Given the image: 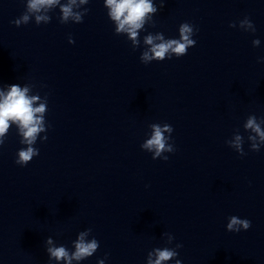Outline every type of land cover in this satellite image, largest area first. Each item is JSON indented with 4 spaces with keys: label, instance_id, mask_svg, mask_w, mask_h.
Masks as SVG:
<instances>
[{
    "label": "clouds",
    "instance_id": "1",
    "mask_svg": "<svg viewBox=\"0 0 264 264\" xmlns=\"http://www.w3.org/2000/svg\"><path fill=\"white\" fill-rule=\"evenodd\" d=\"M165 0H160L161 7L164 6ZM89 0H26L24 13L12 23L17 27L28 24L34 17L37 25L47 24L51 21L49 14L52 10L59 8L60 15L58 17L61 24L68 22L82 23L84 16L89 9L84 8L82 11H77L80 5H87ZM104 7L107 9V15L115 26L117 35L126 34L127 38L132 41L133 46H138L140 30L145 28V25L152 20V16L158 12V8L152 0H104ZM240 28L245 31L251 30L255 32V26L248 17L239 21ZM233 22L229 27H236ZM194 26L188 22L180 24L178 32L179 38L165 39L162 33L156 35L148 34L144 37L143 43L149 47L140 55V60L144 64H149L152 61H163L171 59L173 56L179 58L187 54L190 47H194L196 41L193 39L195 32ZM159 41V42H157ZM69 43H74V40L69 36ZM253 46L260 44L259 39L253 40ZM135 50L136 47H133ZM29 87H21L18 84H13L9 89L0 91V146L5 142L7 134L12 124L18 128V134L22 137L20 143L26 147L21 148L17 153L16 164L26 166L32 159L39 155V149L34 147L38 138L46 140L47 136H40L41 133L47 131L45 114L47 112V101L37 105L40 99L39 95H29ZM264 116L257 117L249 115L246 122L243 124L245 131L250 132L247 139L252 141L250 150L259 151L264 145ZM151 127V137L147 139L141 148L152 153V158L168 160L165 153H172L175 148L170 143L171 133L173 128L165 123H153ZM167 133V135H166ZM225 143L234 149L240 155H245L243 144L244 137L236 134L234 139L226 140ZM251 227V221L241 219L237 216H230L226 229L229 232L239 233L241 230H248ZM92 232V229L81 231L77 239L73 241L74 251H69L64 246H52L51 238L47 240L49 245L47 251L51 259L56 261H64L65 264H72L75 261H83L91 257L99 248V242L94 237L86 239ZM168 237V243H172L174 237L171 234L165 233ZM183 247L177 243L174 248H154L148 253L147 264H165L170 260H175V264H181L177 249ZM107 258V255L105 256ZM97 264H104V259H101Z\"/></svg>",
    "mask_w": 264,
    "mask_h": 264
}]
</instances>
